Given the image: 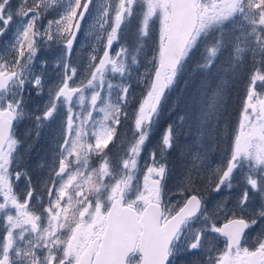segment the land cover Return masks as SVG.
Here are the masks:
<instances>
[{
	"label": "snow or ice",
	"instance_id": "obj_1",
	"mask_svg": "<svg viewBox=\"0 0 264 264\" xmlns=\"http://www.w3.org/2000/svg\"><path fill=\"white\" fill-rule=\"evenodd\" d=\"M0 264H264V0H0Z\"/></svg>",
	"mask_w": 264,
	"mask_h": 264
},
{
	"label": "rangeland",
	"instance_id": "obj_2",
	"mask_svg": "<svg viewBox=\"0 0 264 264\" xmlns=\"http://www.w3.org/2000/svg\"><path fill=\"white\" fill-rule=\"evenodd\" d=\"M49 18H51V17H49ZM45 23H46V21H45ZM90 39H94V37H91ZM78 40H79L80 42H83L84 38H83V37H78ZM75 47H76L77 51L75 52V54H74V56H73V62H74V63H78V62H79V57H80L84 52H87L88 49L85 48V49L81 50V49H80V44H79V43H78L77 45H75ZM38 55H41L43 58H47V59H49V63L51 64L52 57H53L54 53L51 52V51H47V50H45V51H42L41 53H38ZM49 75H50V76H51V75H54V72H53L51 69L49 70ZM140 91H141L140 88H137V89H136L137 94H138ZM164 116H165V118H166V113L164 114ZM162 123H163V121H162ZM109 148H112V145H111V144L109 145Z\"/></svg>",
	"mask_w": 264,
	"mask_h": 264
},
{
	"label": "trees",
	"instance_id": "obj_3",
	"mask_svg": "<svg viewBox=\"0 0 264 264\" xmlns=\"http://www.w3.org/2000/svg\"><path fill=\"white\" fill-rule=\"evenodd\" d=\"M241 91V94H242V89L240 90ZM173 99H175V97H173ZM234 108H238V105H234ZM166 118L167 117H171L172 119H174L175 117L172 115V113L166 111ZM238 116V111H234L233 113V120L236 119V117ZM170 122V121H169Z\"/></svg>",
	"mask_w": 264,
	"mask_h": 264
}]
</instances>
